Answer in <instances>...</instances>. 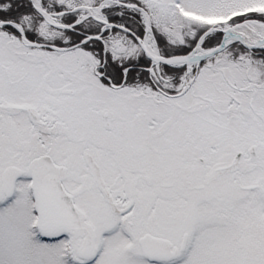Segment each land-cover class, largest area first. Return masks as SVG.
<instances>
[{
  "label": "snow or ice",
  "instance_id": "obj_1",
  "mask_svg": "<svg viewBox=\"0 0 264 264\" xmlns=\"http://www.w3.org/2000/svg\"><path fill=\"white\" fill-rule=\"evenodd\" d=\"M0 264H264V0H0Z\"/></svg>",
  "mask_w": 264,
  "mask_h": 264
}]
</instances>
